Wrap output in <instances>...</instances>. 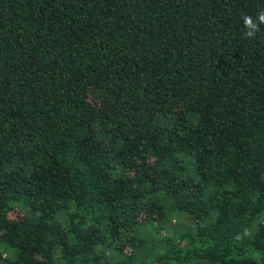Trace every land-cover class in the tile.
Returning <instances> with one entry per match:
<instances>
[{
  "label": "trees",
  "instance_id": "obj_1",
  "mask_svg": "<svg viewBox=\"0 0 264 264\" xmlns=\"http://www.w3.org/2000/svg\"><path fill=\"white\" fill-rule=\"evenodd\" d=\"M264 0H0L4 264H264Z\"/></svg>",
  "mask_w": 264,
  "mask_h": 264
},
{
  "label": "clouds",
  "instance_id": "obj_2",
  "mask_svg": "<svg viewBox=\"0 0 264 264\" xmlns=\"http://www.w3.org/2000/svg\"><path fill=\"white\" fill-rule=\"evenodd\" d=\"M242 21L245 29V38L254 39L256 38L257 32L261 30V25H264V10L259 11L255 19L245 15L242 17Z\"/></svg>",
  "mask_w": 264,
  "mask_h": 264
},
{
  "label": "rangeland",
  "instance_id": "obj_3",
  "mask_svg": "<svg viewBox=\"0 0 264 264\" xmlns=\"http://www.w3.org/2000/svg\"><path fill=\"white\" fill-rule=\"evenodd\" d=\"M3 252V250H2V248H0V252ZM3 254H4V256L6 255V253L5 252H3ZM0 264H4L1 260H0Z\"/></svg>",
  "mask_w": 264,
  "mask_h": 264
}]
</instances>
